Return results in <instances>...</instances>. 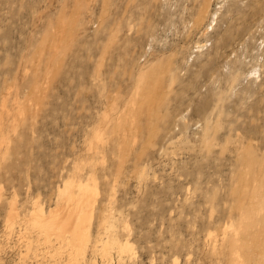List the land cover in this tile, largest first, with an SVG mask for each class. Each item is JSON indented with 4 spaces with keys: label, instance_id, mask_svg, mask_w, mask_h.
Returning a JSON list of instances; mask_svg holds the SVG:
<instances>
[{
    "label": "rangeland",
    "instance_id": "rangeland-1",
    "mask_svg": "<svg viewBox=\"0 0 264 264\" xmlns=\"http://www.w3.org/2000/svg\"><path fill=\"white\" fill-rule=\"evenodd\" d=\"M0 264H264V0H0Z\"/></svg>",
    "mask_w": 264,
    "mask_h": 264
},
{
    "label": "bare ground",
    "instance_id": "bare-ground-1",
    "mask_svg": "<svg viewBox=\"0 0 264 264\" xmlns=\"http://www.w3.org/2000/svg\"><path fill=\"white\" fill-rule=\"evenodd\" d=\"M68 189H69V188H68ZM85 190H86V189H85ZM68 196H69V195H68ZM46 223H47V222H46ZM46 223H45V224H46ZM49 226H50V224H49ZM46 227H47V226H46ZM50 228H52V227H50ZM72 232H73V231H72ZM76 233H77V232H76ZM76 233H75V234H76ZM83 237H84V236H83Z\"/></svg>",
    "mask_w": 264,
    "mask_h": 264
}]
</instances>
